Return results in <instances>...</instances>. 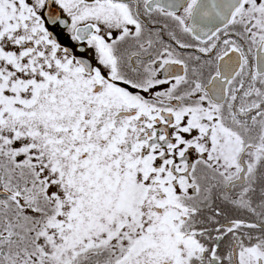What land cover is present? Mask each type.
Segmentation results:
<instances>
[{
  "label": "snow or ice",
  "instance_id": "6c2138e0",
  "mask_svg": "<svg viewBox=\"0 0 264 264\" xmlns=\"http://www.w3.org/2000/svg\"><path fill=\"white\" fill-rule=\"evenodd\" d=\"M0 264H264V0H0Z\"/></svg>",
  "mask_w": 264,
  "mask_h": 264
}]
</instances>
